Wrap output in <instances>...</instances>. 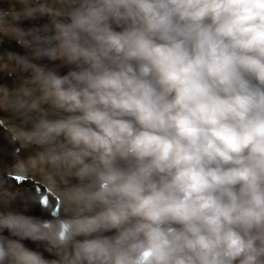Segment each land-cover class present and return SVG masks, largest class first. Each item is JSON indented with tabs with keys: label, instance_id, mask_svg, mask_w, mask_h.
<instances>
[{
	"label": "clouds",
	"instance_id": "1",
	"mask_svg": "<svg viewBox=\"0 0 264 264\" xmlns=\"http://www.w3.org/2000/svg\"><path fill=\"white\" fill-rule=\"evenodd\" d=\"M6 40L0 264H264V0H0Z\"/></svg>",
	"mask_w": 264,
	"mask_h": 264
},
{
	"label": "rangeland",
	"instance_id": "2",
	"mask_svg": "<svg viewBox=\"0 0 264 264\" xmlns=\"http://www.w3.org/2000/svg\"><path fill=\"white\" fill-rule=\"evenodd\" d=\"M18 52L21 51L18 50ZM12 152H13V146L9 145L3 137H0V168H1L0 170H3L6 166L13 163V157L11 155ZM33 176L41 179L39 175H33ZM53 202L54 201L52 198H48V205L51 206L49 209L50 211H52V206L54 204Z\"/></svg>",
	"mask_w": 264,
	"mask_h": 264
}]
</instances>
